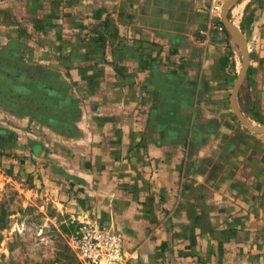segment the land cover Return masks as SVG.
<instances>
[{
	"label": "crops",
	"instance_id": "0c3cea01",
	"mask_svg": "<svg viewBox=\"0 0 264 264\" xmlns=\"http://www.w3.org/2000/svg\"><path fill=\"white\" fill-rule=\"evenodd\" d=\"M226 1L0 0V146L73 183L139 264L264 259V135L232 107ZM228 16L255 80L240 108L264 117V0Z\"/></svg>",
	"mask_w": 264,
	"mask_h": 264
},
{
	"label": "rangeland",
	"instance_id": "374dc122",
	"mask_svg": "<svg viewBox=\"0 0 264 264\" xmlns=\"http://www.w3.org/2000/svg\"><path fill=\"white\" fill-rule=\"evenodd\" d=\"M220 24L223 25L218 12L214 25ZM223 31H227L225 27ZM236 53L240 54V49ZM241 66L242 57L233 82H236ZM250 85L255 89V80L247 74L243 87ZM249 92L245 91L244 96L252 98ZM252 106L257 108L255 104ZM248 113L256 125L264 126V117L252 110ZM3 117L0 111V120H4ZM23 151L0 146V264H76L72 237L79 220L88 215L105 223L85 212L92 208L87 198L74 195L75 191H66L73 183L47 181L43 164ZM257 264H264V259L258 260Z\"/></svg>",
	"mask_w": 264,
	"mask_h": 264
},
{
	"label": "built area",
	"instance_id": "2783aa9c",
	"mask_svg": "<svg viewBox=\"0 0 264 264\" xmlns=\"http://www.w3.org/2000/svg\"><path fill=\"white\" fill-rule=\"evenodd\" d=\"M214 28L224 30L221 24L214 25ZM78 224L72 237L76 264H139L138 250L128 249L123 234L113 230L110 225L102 224L88 215Z\"/></svg>",
	"mask_w": 264,
	"mask_h": 264
},
{
	"label": "water",
	"instance_id": "95a60500",
	"mask_svg": "<svg viewBox=\"0 0 264 264\" xmlns=\"http://www.w3.org/2000/svg\"><path fill=\"white\" fill-rule=\"evenodd\" d=\"M238 1L239 0H227L222 6V13H221L223 25L226 28L227 32L231 35L233 42L239 46L240 54L242 57V66L240 68L239 74L237 76V79H236V82H235V85L232 91L231 103H232V107H233V110L236 116L238 117L239 121L244 126H246L248 129H250L251 131L255 133L264 134V126L256 125L255 123H253L243 113L239 105V92L248 74L249 51H248V46H247L245 38L240 33L238 28L233 24V22L229 19V16H228V10L234 3Z\"/></svg>",
	"mask_w": 264,
	"mask_h": 264
},
{
	"label": "trees",
	"instance_id": "16d2710c",
	"mask_svg": "<svg viewBox=\"0 0 264 264\" xmlns=\"http://www.w3.org/2000/svg\"><path fill=\"white\" fill-rule=\"evenodd\" d=\"M243 86H244V83H243L242 86H241V89H240V92H239V96H240V94H241V92H242Z\"/></svg>",
	"mask_w": 264,
	"mask_h": 264
}]
</instances>
